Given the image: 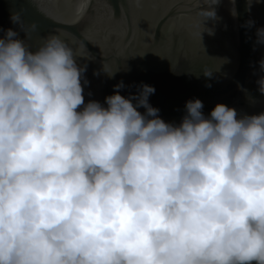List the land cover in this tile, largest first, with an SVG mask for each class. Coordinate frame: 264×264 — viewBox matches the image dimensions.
Instances as JSON below:
<instances>
[{"label":"clouds","instance_id":"9594fccd","mask_svg":"<svg viewBox=\"0 0 264 264\" xmlns=\"http://www.w3.org/2000/svg\"><path fill=\"white\" fill-rule=\"evenodd\" d=\"M78 55L0 35V264H264V110L194 98L165 122L148 84L85 103Z\"/></svg>","mask_w":264,"mask_h":264},{"label":"water","instance_id":"95a60500","mask_svg":"<svg viewBox=\"0 0 264 264\" xmlns=\"http://www.w3.org/2000/svg\"><path fill=\"white\" fill-rule=\"evenodd\" d=\"M214 2L0 0V35L14 28L30 50L43 37L60 35L79 53L77 63L87 65L81 79L85 103L104 104V97L117 90L134 96L148 84L155 89L148 102L165 122L178 124L185 102L194 98L202 102L205 116L216 103L235 108L238 117L257 114L264 110L257 84L264 75V43L257 40L264 35L256 34L264 27V0H251L250 9L249 0H217L216 18L204 19L201 12ZM13 12L21 13L25 30L36 22L37 31L26 35L10 21ZM104 62L111 76L101 70ZM119 82L123 86L114 89Z\"/></svg>","mask_w":264,"mask_h":264}]
</instances>
